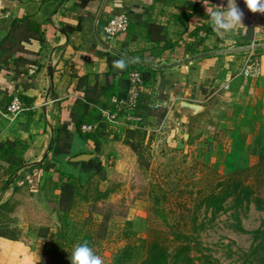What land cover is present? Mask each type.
Wrapping results in <instances>:
<instances>
[{"label": "crops", "instance_id": "obj_1", "mask_svg": "<svg viewBox=\"0 0 264 264\" xmlns=\"http://www.w3.org/2000/svg\"><path fill=\"white\" fill-rule=\"evenodd\" d=\"M227 3L0 0V17L13 21L9 28L0 25L2 50L7 46L5 58L0 59V146L14 144L17 151L11 160L0 152V206L18 201L10 217L19 219L20 192L27 188L30 193H38L37 185H44V178L51 175L53 165L46 172L47 159L54 158L53 164L59 159L75 162L80 155H94V142L78 127L92 123L87 112L123 92L121 80L129 81L132 73L142 77L148 106L152 96L156 98L155 107L178 104L188 110L186 117L205 111L212 97L211 87L226 84L249 51L264 52V13H251L244 0H236L244 14V27L223 34L212 30L206 7L226 8ZM120 13L130 16L129 31L108 42L104 27ZM24 22L27 34L12 43L11 38ZM120 59L127 64L124 70L113 67V61ZM237 59L242 60L236 66ZM112 67L117 74L115 81ZM229 91L230 98L224 100L229 99L238 111L223 122L221 128L227 138L222 142L226 157L235 158L232 171H237L251 165L252 157L246 153L251 132L264 121V75L254 81L235 79ZM16 95L28 107L19 115L7 110ZM189 106L200 107L199 112ZM238 137L245 143L244 151L232 147ZM56 146L62 152L53 156ZM46 245L27 231L24 240L0 237V264H28L29 260L37 264Z\"/></svg>", "mask_w": 264, "mask_h": 264}, {"label": "rangeland", "instance_id": "obj_2", "mask_svg": "<svg viewBox=\"0 0 264 264\" xmlns=\"http://www.w3.org/2000/svg\"><path fill=\"white\" fill-rule=\"evenodd\" d=\"M12 22V19L0 17L3 28H9ZM25 34L27 22L16 30L12 43L16 44V40ZM6 47L2 50L0 45V59L5 58ZM256 52L262 57L264 66V52ZM241 60H236V66ZM241 67L231 78L239 73ZM143 84L139 86L137 104L132 110L126 105L120 110L112 99L100 105L116 111L122 119L129 115L142 117L141 122L124 119V125L117 130L104 120L98 108L87 112V119L97 126L93 136L101 143L100 151L95 149L93 152L94 165L101 161L104 172H84L80 167L70 166L69 158L55 160L49 178L43 177L44 185H37L38 193H30L27 188L20 192L22 206L18 211L19 219L10 217L7 209L3 216L0 215V234L24 240L26 231L38 236L43 234L39 231L42 227H54L53 224L58 223V215L50 205L58 202L60 192L56 188L64 180V174H73L85 186L82 191L90 201H78L70 218L71 229L74 231L75 228L82 234L90 230L98 240L93 251L102 257L104 264H116L117 258H123L124 250H129L132 256L125 258L123 264L142 262L147 256V240L152 230L164 233L171 252L176 246L175 232L194 236L190 255L198 264H264V212L257 211L254 205L249 212L240 214V220L230 211L209 223L206 230L194 233L195 227L208 221L203 209H195L199 190L206 193L218 178L232 171L231 163L235 158L231 155L226 157L222 139H226L227 134L221 128L225 119L229 121V115H236L238 111L229 99L227 102L224 100L230 98V91L218 85L211 87L208 108L198 115L186 117L188 110L178 104L155 107L156 98L152 96L148 98L151 104L148 106L143 96ZM118 98L125 102L130 94L125 93ZM195 112L198 113L199 109ZM134 124H139L137 135L131 128ZM260 124V128L257 125L251 132L253 136L248 143L246 153L252 157L250 166L256 164V155L262 149L256 147L259 135L264 143V121ZM249 128L252 131L253 127ZM124 141L138 146L141 156ZM98 189L112 191L107 199L95 202ZM17 203L15 201L14 205ZM238 224L247 232L240 231ZM31 244L39 245L35 241ZM255 250H258L257 254L253 253ZM50 256L44 252L37 264H49ZM31 261L28 264H32Z\"/></svg>", "mask_w": 264, "mask_h": 264}, {"label": "trees", "instance_id": "obj_3", "mask_svg": "<svg viewBox=\"0 0 264 264\" xmlns=\"http://www.w3.org/2000/svg\"><path fill=\"white\" fill-rule=\"evenodd\" d=\"M112 73L113 81H115L114 79L117 74L113 72V67ZM121 81L122 83H120V85H123L124 83V91L117 93V95H114L113 97L118 98V96H122L125 93L128 94L130 88L129 81H125V79H122ZM22 99L23 98H21V100ZM92 109H95V107ZM259 125L261 124L259 123ZM259 125L258 128H260ZM80 126L81 125L78 127L79 129ZM134 130V134L137 135L139 131L137 129ZM95 133L96 131L92 134H87V139L94 142L95 149L99 152L101 143L96 136H93ZM237 139H239V141ZM237 139H234L233 141V149L244 151V141L241 138ZM59 140V138L56 140V144L58 143V145L60 142ZM262 141V136L259 135L256 147L258 149L261 147L262 149L257 153V155L255 153L257 156L256 164L237 171H231V173L227 176L218 178L210 185L211 187L206 193L199 190L195 209L196 211L203 209L205 215L204 217H208V221H203L198 227H195L194 233L206 230L209 223H213L219 216L229 213L230 211L234 212L237 220H240V214L242 212H249L252 205L255 206L257 211L264 212V143H262ZM123 143L130 146L139 157L141 156L138 146H136L133 142L124 141ZM23 150H25V147L22 148V151ZM0 152L4 156L8 155L11 160L17 154L16 145L8 144L7 147L1 145ZM61 152V148L56 146L53 150V156H57ZM52 161H54V158L52 160H46V172H50L49 165L52 166ZM94 163V159L82 162L69 161L70 166H74L76 168L80 167L84 172L94 171V173L102 174L104 172L102 162L99 161L97 165H94ZM63 176L65 181L63 180L61 185L56 188V191L60 192L58 202L53 206L50 205L51 209L58 215V223H54V227H42L39 231L43 232V234L39 233L37 236L39 240L44 241L47 244V248L44 252L51 255L49 264H71L70 257L73 251V246L78 243L87 241L89 247L92 249L96 244H98V240L95 239L91 232H89L90 230L82 234L75 231V228L74 231L71 229L70 218L78 201L89 202L90 198L82 191V188L85 186H83L80 183V180L73 174H64ZM111 191L112 190H107L103 192L98 189L96 192L97 198H95V202L107 199L111 194ZM15 207L16 206L12 205L10 202L4 203L0 206V215L3 216L6 209L9 214L12 213ZM196 221L197 218L194 223ZM238 229L242 232H247L241 224H238ZM0 237L9 238L5 234H0ZM9 239L18 240L17 237ZM194 239L195 237L192 235L189 236L175 232L174 242L176 246L174 247V251L171 252L170 246L167 245V239L164 237V233L159 230H152L147 240V256L139 264H170L171 262L173 264H198L197 260L190 255V252L192 251L191 242ZM128 251L129 250L123 251V258H117L116 264H123L124 261H126L125 258H131L132 255ZM253 253L257 254L258 250H255Z\"/></svg>", "mask_w": 264, "mask_h": 264}, {"label": "built area", "instance_id": "obj_4", "mask_svg": "<svg viewBox=\"0 0 264 264\" xmlns=\"http://www.w3.org/2000/svg\"><path fill=\"white\" fill-rule=\"evenodd\" d=\"M131 25V19L130 16L127 13H120L118 15L112 16L109 21L107 22L106 26L104 27L105 31V37L108 42L114 41L118 36L127 34L129 31ZM264 74V66H263V59L262 57L257 54V52L253 49L249 51L244 59V63L241 67V70L239 73L232 78H230L226 84L222 85L223 90H230L231 83L233 80L237 78L245 79V80H258L260 79ZM142 84V79L140 74L137 72H134L131 74L130 77V88H129V94L130 98L129 100L119 101V98L113 97L112 102L119 108L120 110L123 108H135L137 104V99L139 95V86ZM126 101L128 103H126ZM123 105H126L123 106ZM104 118L110 125L113 127L119 128L122 127L125 123L124 119H127L128 121H142V117L133 118L131 115L125 118L119 117V113L116 111H113L111 109L97 107ZM8 113L13 115H19L25 111L28 110V107L26 104L21 100L19 95H16L11 104L7 108ZM132 129H139V124H134L131 126ZM81 131L85 134H92L97 130V126L92 123H86L83 124L80 127Z\"/></svg>", "mask_w": 264, "mask_h": 264}, {"label": "clouds", "instance_id": "obj_5", "mask_svg": "<svg viewBox=\"0 0 264 264\" xmlns=\"http://www.w3.org/2000/svg\"><path fill=\"white\" fill-rule=\"evenodd\" d=\"M244 4L251 13H264V0H244ZM206 13L212 30L217 34L231 33L244 27L243 12L238 8L236 0H228L227 7H206ZM261 28V27H257ZM138 60V58H135ZM113 67L124 70L127 64L124 59L113 61ZM71 264H104V260L96 254L88 242L78 243L73 246Z\"/></svg>", "mask_w": 264, "mask_h": 264}, {"label": "water", "instance_id": "obj_6", "mask_svg": "<svg viewBox=\"0 0 264 264\" xmlns=\"http://www.w3.org/2000/svg\"><path fill=\"white\" fill-rule=\"evenodd\" d=\"M189 107L193 108L194 110L200 109V107H195V106H189ZM93 157H94V155L84 154V155H80V156L76 157L74 159V161L75 162L89 161Z\"/></svg>", "mask_w": 264, "mask_h": 264}]
</instances>
